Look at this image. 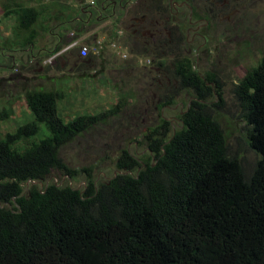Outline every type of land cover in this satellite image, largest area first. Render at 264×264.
Listing matches in <instances>:
<instances>
[{
  "label": "trees",
  "instance_id": "16d2710c",
  "mask_svg": "<svg viewBox=\"0 0 264 264\" xmlns=\"http://www.w3.org/2000/svg\"><path fill=\"white\" fill-rule=\"evenodd\" d=\"M39 3L5 8L22 37L16 44L5 38L0 49L32 50L55 6ZM110 25L112 38L118 25ZM34 59L29 62L27 54L15 70L38 68L43 59ZM154 59L161 64L159 55ZM91 61L89 52L78 58L81 66ZM191 67L184 59L174 68L179 87L193 97L179 116L180 127L167 138L169 124L162 121L144 134L147 154L140 161L122 150L110 179L94 184L85 171L81 189L30 185L22 195L23 184L42 183L52 171L73 179L77 172L65 166L58 149L105 123L120 103L63 121L59 92H22L32 119L0 137V204L10 206H0V264H264V56L232 90L257 158L249 174L229 154L206 104L212 87L218 94L216 80L200 78ZM7 117L1 108L0 121ZM40 124L47 136L20 151L16 144L36 135Z\"/></svg>",
  "mask_w": 264,
  "mask_h": 264
},
{
  "label": "rangeland",
  "instance_id": "374dc122",
  "mask_svg": "<svg viewBox=\"0 0 264 264\" xmlns=\"http://www.w3.org/2000/svg\"><path fill=\"white\" fill-rule=\"evenodd\" d=\"M37 1L39 5L50 1L55 6L47 15L50 18L43 24L45 28L37 31L35 46H39L41 34L50 28L56 29L59 39L47 43L50 52L38 53L34 60L47 59L56 43L59 47L55 52H58L74 39H79V44L88 47L92 61L87 66H81L79 62L78 67L69 72L71 70L61 63L69 55L64 53L50 64L40 63L43 69L38 73L36 70L40 66L33 70L24 68L16 71L20 63L26 62V50L0 49V53L3 50L0 54V109L4 107L8 114L0 121V137L32 119L25 108L24 91L40 89L59 92L58 111L63 121L76 115L96 114L120 103L118 112L105 123L82 132L58 149V157L77 175L72 179L52 171L42 182V187L56 184L81 189L86 180L85 171L91 175L94 184L110 179L115 173L114 161L122 150L138 161L147 154L143 136L161 126L162 121L169 124L167 138L170 137L180 127L179 116L193 98L179 87L174 69L184 59L190 61L191 69L200 78L208 74L216 80L218 94L212 87L213 94L207 98L206 104L223 133L229 154L235 155L242 163L243 172L249 174L257 158L247 146L244 123L239 118L232 90L241 76L264 56V0H231L232 13L226 16L224 11L216 20L207 21L205 27L198 29L199 38L192 37V30L188 31L187 41L192 38L191 42H185L186 26H180L182 18L166 20L163 18L164 11L161 10L160 15L155 8L160 4V8L165 10L166 0H136V4L124 11L125 17L116 24L118 29L112 38L108 37L109 21H86L84 16L78 20L72 17L66 19L69 14L78 16L80 0H0V46L5 38L16 44L22 37L15 32V17L3 15L5 8L35 5ZM84 2L86 4L87 0ZM142 14L146 15V20H141ZM194 14L198 18L207 16L209 19L211 16L199 10ZM53 15L56 19L51 18ZM93 34L96 37L101 35L100 49L94 50L96 37L93 39ZM72 52L75 53L76 49ZM156 55H159L161 64H156ZM49 69L57 73L52 77L53 81L49 82L47 77L40 81L38 78L50 72ZM9 77L11 80H7ZM168 100L171 103L162 107L163 102ZM45 136L47 132L40 124L36 135L16 145L22 151ZM26 183L22 185V195L31 185ZM34 185L40 188L39 184ZM0 206L10 207L6 204Z\"/></svg>",
  "mask_w": 264,
  "mask_h": 264
},
{
  "label": "flooded vegetation",
  "instance_id": "af4514ba",
  "mask_svg": "<svg viewBox=\"0 0 264 264\" xmlns=\"http://www.w3.org/2000/svg\"><path fill=\"white\" fill-rule=\"evenodd\" d=\"M161 1L163 2L164 0ZM230 2L231 0H166L167 8L165 10L160 8V4H157L155 8L160 12V15L161 10L164 11L163 18L166 20L171 19L174 21L179 20L178 18H182L180 20V26H186L184 31L185 42H191L192 38L187 41L188 31L192 30V37L199 38L198 36H200V34L198 33V29L201 28V26L205 27L207 21L216 20L224 11H226V16H228L227 13H232L234 8ZM134 4H136V0H92L91 4H85L84 0H82V2L79 3L78 16H74L72 19L78 20L81 16H84L87 18L86 21H109L110 23L108 25H110L111 22H116V24H118L121 22L120 19L125 17L124 11H127L126 9L129 7L131 8ZM196 10L201 12L204 11L211 16L209 19L207 16L206 18L201 16L198 18L194 14ZM184 11H186V13H184ZM165 12L167 16H165ZM145 17L146 15L142 14L141 20H146ZM191 26H194V29H191ZM74 50L75 49L72 48L65 52L69 55L61 61V63L69 69L78 67V58L75 53L72 52Z\"/></svg>",
  "mask_w": 264,
  "mask_h": 264
},
{
  "label": "crops",
  "instance_id": "0c3cea01",
  "mask_svg": "<svg viewBox=\"0 0 264 264\" xmlns=\"http://www.w3.org/2000/svg\"><path fill=\"white\" fill-rule=\"evenodd\" d=\"M56 31V29L54 28H50V29H48L47 30V32H44L45 33V36H43L44 35V33L43 34H41V36H40V38H39V41H38V45L39 46H34L33 48L32 47H30V49H32V50H29V52L27 53V51H25L27 54H28V56L30 57V60H29V62H31L37 55H38V53H44V52H46V53H48V52H50L48 49H49V44H47V43H50V42H55V41H57L58 39H59V35H58V32H55ZM9 33V32H8ZM6 34V33H5ZM8 35V34H7ZM93 36V39H94V37H96V34H93L92 35ZM101 35H99V36H97L96 37V39L95 40H99ZM45 38L47 39L46 41V43H45V45H43L42 43H44L45 42ZM81 45H85V44H81ZM93 46H94V44H93ZM12 51H15V50H12ZM0 54H3V50H2V53H0ZM26 54V55H27ZM7 56V55H6ZM27 58V57H26ZM42 63V62H41ZM41 68H39V69H37L36 70V73H38V71L39 70H41V69H43V66H40ZM51 69H49V71H50ZM71 71H69V72H72L74 69H70ZM35 71V70H34ZM33 71V72H34ZM57 73L56 72H52V71H50V72H45V74L43 73V74H41V76L38 78L40 81H42V80H45V78L44 77H47L46 78V80H48L49 82H52L53 81V78L52 77H54L55 75H56ZM50 79V80H49Z\"/></svg>",
  "mask_w": 264,
  "mask_h": 264
},
{
  "label": "built area",
  "instance_id": "2783aa9c",
  "mask_svg": "<svg viewBox=\"0 0 264 264\" xmlns=\"http://www.w3.org/2000/svg\"><path fill=\"white\" fill-rule=\"evenodd\" d=\"M91 3H92V0H87L86 4H91ZM69 36L72 37L73 35L69 34ZM101 46H102V41H100V39L99 40L97 39L96 44H94V50H96L97 48L100 49ZM72 48L76 49L77 58H84L89 52V49L86 45H81L79 44V39H74V41L69 43L66 47L59 50L58 52H54L47 59L43 60L42 65L50 64L51 61L57 59L60 55H62L63 53L67 52L68 50Z\"/></svg>",
  "mask_w": 264,
  "mask_h": 264
},
{
  "label": "water",
  "instance_id": "95a60500",
  "mask_svg": "<svg viewBox=\"0 0 264 264\" xmlns=\"http://www.w3.org/2000/svg\"><path fill=\"white\" fill-rule=\"evenodd\" d=\"M211 85V84H210ZM124 174V173H123ZM28 183V182H27ZM26 183V184H27ZM30 184L31 185H34V184H39L40 185V188L42 187V183L41 182H37V183H35V182H30ZM42 188H45V185L42 187Z\"/></svg>",
  "mask_w": 264,
  "mask_h": 264
}]
</instances>
